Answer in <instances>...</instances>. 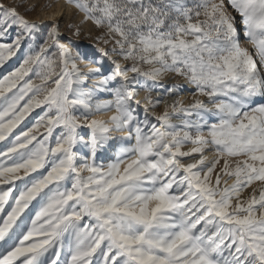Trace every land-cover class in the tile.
I'll return each mask as SVG.
<instances>
[{
	"label": "snow or ice",
	"instance_id": "6c2138e0",
	"mask_svg": "<svg viewBox=\"0 0 264 264\" xmlns=\"http://www.w3.org/2000/svg\"><path fill=\"white\" fill-rule=\"evenodd\" d=\"M66 3L0 0V264H264V0Z\"/></svg>",
	"mask_w": 264,
	"mask_h": 264
},
{
	"label": "rangeland",
	"instance_id": "374dc122",
	"mask_svg": "<svg viewBox=\"0 0 264 264\" xmlns=\"http://www.w3.org/2000/svg\"><path fill=\"white\" fill-rule=\"evenodd\" d=\"M58 1L59 0H29V5L34 4L35 10L34 11H26V7L19 8L18 10L21 14L25 15V17L32 22H36L42 25L41 32L37 34V42L39 43L43 39L44 32H46V26L52 23H57L60 27L61 36L64 38L70 39L74 45H78L81 48L92 49L94 47H104L103 44L97 43V37L101 34L100 30L96 29L94 25L91 23H82L83 15L79 13L75 8H72L71 11L62 10L60 15L57 18L52 17V13L58 12ZM228 3V0H225ZM2 2L6 6H14L21 2V0H2ZM51 5L50 8H47L46 5ZM47 13V14H46ZM46 15H50V18H47ZM235 15V13H234ZM58 19V22L56 21ZM71 26L78 27L80 29V35L77 37L73 35V30L70 29ZM16 34V30H13V35ZM110 46V45H109ZM75 50V49H74ZM26 49L24 47L21 48L20 52L17 53L15 57L12 58L9 62L5 64L3 68H0V77L7 74L9 71L14 70L18 65L22 62ZM164 82V83H163ZM184 82L179 77L173 76H166L161 80V83L164 85H173V84H180L184 86ZM194 91L193 87L191 88L189 94V101L193 99L191 93ZM259 100V98H257ZM173 102V101H171ZM163 111V106L158 108V112ZM42 109H36L34 112L29 115L25 121L20 125L19 128L16 129V133H18L21 129H24L26 126H31L34 122V118L37 117L38 113H41ZM14 133L13 135H15ZM11 139V137H10ZM7 143L6 141L0 143V149L4 147V144ZM251 189L244 193V198H247Z\"/></svg>",
	"mask_w": 264,
	"mask_h": 264
},
{
	"label": "bare ground",
	"instance_id": "6f19581e",
	"mask_svg": "<svg viewBox=\"0 0 264 264\" xmlns=\"http://www.w3.org/2000/svg\"><path fill=\"white\" fill-rule=\"evenodd\" d=\"M224 2H225V5L227 6L228 3L225 0H224ZM63 9H65V11H68L69 12V11H71L72 7H70L66 3V0H59L58 1V12L57 13H52V17L56 19L57 16L60 15V13L62 12ZM229 10L231 11V9H229ZM46 17L47 18H50L51 16L50 15H46ZM56 21L58 22V19ZM243 46L246 47V48H248L250 51H253L252 46L250 44L245 43ZM94 48H97V47H94ZM94 48H92V49H94ZM81 68H84V66L81 65ZM84 70L86 71V69H84ZM183 88L185 89L184 95L181 96V97H179V98L182 99L185 103H189L190 102L189 101V97H190L189 92H190L192 86L191 85H188L187 82L186 83L184 82ZM144 95H146V93H141V99H143ZM101 98L110 99L111 97L108 96L107 94H101ZM169 103H171V101H169ZM157 111H158V109H157ZM108 115H111V113H109ZM97 118L107 120L108 119V116L105 115V116L97 117Z\"/></svg>",
	"mask_w": 264,
	"mask_h": 264
}]
</instances>
